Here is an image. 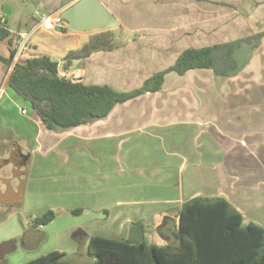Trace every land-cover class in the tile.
<instances>
[{"label": "crops", "instance_id": "obj_1", "mask_svg": "<svg viewBox=\"0 0 264 264\" xmlns=\"http://www.w3.org/2000/svg\"><path fill=\"white\" fill-rule=\"evenodd\" d=\"M77 1L37 0L27 11L22 0H0V28L8 31L0 39V56H11L19 34L36 24L38 9L63 14ZM101 1L119 25L39 32L21 58L49 55L68 78L130 91L173 65L188 48L264 30V0ZM106 29L121 31V43L66 59ZM263 45L264 36L255 50ZM252 58L249 79L260 71ZM12 70L0 58V86L6 85L0 101V204L35 199L47 204L43 213L53 204L103 211L104 222L116 228L139 223L131 230L138 236L150 224L158 232L168 216L179 225L182 205L192 197L224 196L247 221L264 226V102H248V95L241 102L225 101L246 95V79L232 88L236 74L221 77L199 67L185 74L170 71L161 90L117 104L106 118L55 131L7 87ZM48 224L30 222L26 230L39 234ZM76 233L87 248L92 235ZM15 242H2L0 255Z\"/></svg>", "mask_w": 264, "mask_h": 264}, {"label": "trees", "instance_id": "obj_2", "mask_svg": "<svg viewBox=\"0 0 264 264\" xmlns=\"http://www.w3.org/2000/svg\"><path fill=\"white\" fill-rule=\"evenodd\" d=\"M7 34L0 28V39ZM119 34L115 29L94 33L81 47L69 51L66 59L70 62L110 49L121 43L116 41ZM263 36L264 30L226 43L188 48L173 65L130 91L63 76L59 61L49 55L20 58L10 73L7 87L31 104L47 128L64 131L106 118L117 104L161 90L165 74L170 71L185 74L193 68H210L217 76L230 77L239 69L237 50L243 44L257 49ZM14 56L15 50L9 58H0L11 66ZM81 212L82 209L72 210L75 214ZM56 213L49 208L35 217L33 224H48ZM179 218V226L171 231L172 241L160 244L145 239L92 235L87 252L95 257L94 264H264V226L247 221L226 197H192L183 203ZM66 256V251L53 250L24 264H63Z\"/></svg>", "mask_w": 264, "mask_h": 264}, {"label": "rangeland", "instance_id": "obj_3", "mask_svg": "<svg viewBox=\"0 0 264 264\" xmlns=\"http://www.w3.org/2000/svg\"><path fill=\"white\" fill-rule=\"evenodd\" d=\"M24 7L27 11L33 10L37 5V0H22ZM117 35L120 37L121 31ZM38 34V33H37ZM121 38H117V42ZM252 60L257 63L258 70L255 72V77L251 73L249 79L248 62ZM235 58L239 64V69L236 71L238 77L232 82V88H238L243 85L244 80L248 85L246 95L243 96H228L226 102H241L244 101V97L248 95V102H264V45L258 50H253L248 44L237 50ZM253 76V77H252ZM243 98V99H242ZM246 100V99H245ZM41 197L40 199H50L51 197ZM30 199V196L28 197ZM46 203H42L39 200L28 202H21L20 199H16L13 202H7L0 204L2 211L0 212V245L5 240L15 239V243L7 244L2 249L0 259L4 257V262L0 264H24L27 261L35 259L43 254L51 252L53 250L66 251L67 256L63 259V264H94L95 257L87 253V248L82 244L80 234L76 233L79 229L83 230L89 235H101L105 237H116L120 239L137 240L145 239L148 242L165 243L172 241L173 235L170 232V238L162 237L157 231L152 229L150 224L149 229L147 220H144L143 234L136 235V232L132 231L134 227H138L139 223L129 224L125 229L116 228L109 222H104L103 211H93L92 209H86L79 214L72 213L71 210L65 208V206L52 205L51 208L56 210V218L48 225L44 226L40 230L39 234L33 233L31 230H26L29 227V223H33L34 216L40 215L46 209ZM4 215V217L2 216ZM176 221L175 227H178ZM27 232V234H26ZM76 233V236H75ZM135 233V234H134ZM77 235L79 237H77ZM77 237V238H76Z\"/></svg>", "mask_w": 264, "mask_h": 264}, {"label": "water", "instance_id": "obj_4", "mask_svg": "<svg viewBox=\"0 0 264 264\" xmlns=\"http://www.w3.org/2000/svg\"><path fill=\"white\" fill-rule=\"evenodd\" d=\"M62 15L70 21V26L76 29L100 30L119 25L101 0H78ZM174 224V218L166 217L158 227L159 234L169 239V230H172Z\"/></svg>", "mask_w": 264, "mask_h": 264}, {"label": "built area", "instance_id": "obj_5", "mask_svg": "<svg viewBox=\"0 0 264 264\" xmlns=\"http://www.w3.org/2000/svg\"><path fill=\"white\" fill-rule=\"evenodd\" d=\"M37 22L29 30L22 32L18 36V42L15 45V56L11 67L13 68L16 62L28 52L33 36L39 32H56L64 31L70 27L66 18L60 12H46L42 9H38L36 12ZM63 76H66L62 74ZM6 94V85L0 86V101ZM22 114L27 113L25 107H20Z\"/></svg>", "mask_w": 264, "mask_h": 264}]
</instances>
